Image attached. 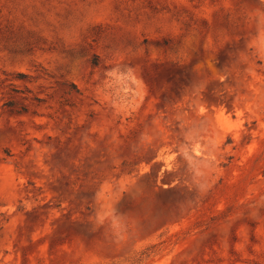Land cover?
<instances>
[{
	"label": "rangeland",
	"instance_id": "rangeland-1",
	"mask_svg": "<svg viewBox=\"0 0 264 264\" xmlns=\"http://www.w3.org/2000/svg\"><path fill=\"white\" fill-rule=\"evenodd\" d=\"M0 264H264V0H0Z\"/></svg>",
	"mask_w": 264,
	"mask_h": 264
}]
</instances>
